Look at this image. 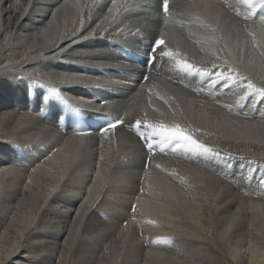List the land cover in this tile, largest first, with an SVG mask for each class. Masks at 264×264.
Segmentation results:
<instances>
[{
  "label": "bare ground",
  "instance_id": "bare-ground-1",
  "mask_svg": "<svg viewBox=\"0 0 264 264\" xmlns=\"http://www.w3.org/2000/svg\"><path fill=\"white\" fill-rule=\"evenodd\" d=\"M253 3L0 0V264H264V184L146 127L264 165Z\"/></svg>",
  "mask_w": 264,
  "mask_h": 264
},
{
  "label": "snow or ice",
  "instance_id": "snow-or-ice-1",
  "mask_svg": "<svg viewBox=\"0 0 264 264\" xmlns=\"http://www.w3.org/2000/svg\"><path fill=\"white\" fill-rule=\"evenodd\" d=\"M245 3H248L250 5H252L253 7L255 6V4L253 3V0H244ZM259 2L261 3L262 6H264V0H259ZM163 9L164 12L167 14L168 11V0H163ZM164 44V41L161 40H156L154 45H153V49H152V53L150 55V61H153L155 59L156 56V50L159 49L162 45ZM164 56H172L173 53L172 52H164L162 53ZM185 68H191L192 65L190 64H184ZM197 72H200V69H196ZM205 75H207L208 73L205 72ZM217 75H220L219 73H217ZM233 79V77L231 75L225 77V81L226 82H231ZM213 84L216 83L215 80L212 81ZM246 87L249 90H252L254 88V85L252 83H248L246 85ZM256 94H258L261 98H264V88H258L255 90ZM121 123L120 121H113L110 122L108 126H106L103 131L107 132L109 130V128H113L115 129L118 124ZM136 127L139 128L140 127V121L136 122ZM146 127L152 129L151 135L152 136H159L161 137L162 142H167L170 140H176V147H185V148H190V149H202L205 153H211L212 155L216 156L217 159H223L225 162V166L227 167H231V157H221V155L219 153L213 152L212 149L204 146L203 144H200L196 139L192 138V136L190 134H185L184 131L179 127H175L174 129H171V131L169 132L168 129L165 128L164 125H151L148 124L146 125ZM165 132H168V135H165ZM182 142H187V143H182ZM153 147V144L150 142L147 144V148L149 150H151ZM250 171H252V169H249ZM242 179H251V177H243ZM260 183L264 184V176H261L260 179Z\"/></svg>",
  "mask_w": 264,
  "mask_h": 264
},
{
  "label": "rangeland",
  "instance_id": "rangeland-1",
  "mask_svg": "<svg viewBox=\"0 0 264 264\" xmlns=\"http://www.w3.org/2000/svg\"><path fill=\"white\" fill-rule=\"evenodd\" d=\"M260 8L262 9V11H261V13H262V15H261V18H262V20H261V18H258V20H261L262 21V23H261V25H262V29L264 30V7L262 8V5H261V3H260V5H259V9H257V12H258V14H256V16H258L259 15V11H260ZM262 30V31H263ZM252 50V49H251ZM248 53V52H247ZM261 53H263L262 51H261ZM41 88H36V90H40ZM32 91H34L33 89H31V91H30V94L32 93ZM43 91V90H42ZM41 91V92H42ZM28 92H29V89H28ZM52 103H54V101H51L50 102V105L52 106ZM49 105V106H50ZM62 112V111H61ZM58 114H60V112H57V115ZM155 143V142H154ZM155 145H157V143H155ZM155 147H157V146H155ZM240 152L238 153V151H236V152H234V151H232V154H230V156L231 157H233L232 158V162H231V164H232V168L231 167H228V169L226 170V171H229V172H227V174H224V178L225 177H231V178H233V179H236L235 177L236 176H238L237 178H239L240 180H243V181H245V182H242L241 183V185L240 186H242V185H245V186H243L242 188L239 186V187H236V190L237 191H241L242 189V191H243V193H244V191L247 189V187H248V189H250V185H251V188L253 187L254 188V185H255V187H258V188H260V186H262V184H260L259 182H260V179H261V176H264L263 175V173L262 172H264V170H263V168H264V165H262V164H256L257 166H254L252 163L251 164H247L246 166H244L243 165V163H241L240 164V158H242L241 156H243V154H240ZM235 155V156H234ZM237 159V160H236ZM221 160H223V159H221ZM220 160V161H221ZM236 160V161H235ZM238 161V162H237ZM237 163V164H236ZM239 165L241 166V168H239ZM254 166V168H252ZM148 167V165H146V168ZM225 167H227V166H225ZM244 167V168H243ZM248 167H249V169H252V171H250L249 169H248ZM257 169H256V168ZM260 168H262L261 170H260ZM233 169V171H235V172H232L231 170ZM246 169V170H245ZM254 169V170H253ZM239 170V171H238ZM248 170V171H247ZM260 170V172H257V171H259ZM244 171V172H243ZM247 172H249V173H247ZM232 175H231V174ZM242 173V174H241ZM252 173V174H251ZM216 174V173H215ZM238 174V175H237ZM250 174V175H249ZM155 175H156V173H155ZM169 175H170V173H169ZM217 175V174H216ZM248 175V176H247ZM252 175V176H251ZM253 175H255V176H253ZM259 175V176H258ZM234 176V177H233ZM241 176V177H240ZM245 176V177H252L251 179L252 180H249V179H242L243 177ZM258 179V180H257ZM248 180V181H247ZM175 182H177L176 181V179L174 180ZM232 181V180H231ZM248 182H250V183H248ZM178 183V182H177ZM253 183V184H252ZM262 188H264V186H262ZM247 189V190H248ZM261 189V188H260ZM242 191H241V193H242ZM240 193V192H239ZM249 194L247 193V195L246 196H248ZM105 210V211H104ZM107 210V211H106ZM103 212H106V213H108L109 212V210L108 209H105V208H103V210H102ZM110 211H112V210H110ZM127 222H124L123 223V226L124 227H126L127 226ZM106 248V247H105Z\"/></svg>",
  "mask_w": 264,
  "mask_h": 264
}]
</instances>
